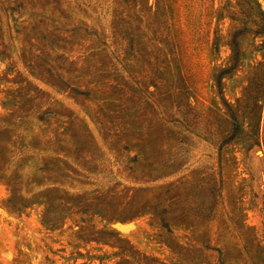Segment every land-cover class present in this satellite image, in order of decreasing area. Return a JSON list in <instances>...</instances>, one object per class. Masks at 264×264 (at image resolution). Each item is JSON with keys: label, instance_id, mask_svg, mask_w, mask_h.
I'll return each instance as SVG.
<instances>
[{"label": "rangeland", "instance_id": "374dc122", "mask_svg": "<svg viewBox=\"0 0 264 264\" xmlns=\"http://www.w3.org/2000/svg\"><path fill=\"white\" fill-rule=\"evenodd\" d=\"M0 264H264V0H0Z\"/></svg>", "mask_w": 264, "mask_h": 264}]
</instances>
